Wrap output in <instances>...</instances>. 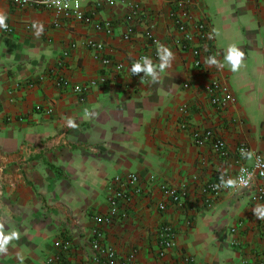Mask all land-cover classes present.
<instances>
[{
	"label": "crops",
	"instance_id": "crops-1",
	"mask_svg": "<svg viewBox=\"0 0 264 264\" xmlns=\"http://www.w3.org/2000/svg\"><path fill=\"white\" fill-rule=\"evenodd\" d=\"M88 1L87 10L95 12L97 21L113 22L111 34L57 18L50 10L0 1L12 28L0 29V222L6 232L20 233L0 255V264H19L18 255L23 264H47L55 240L62 237L72 240L69 263L90 258L92 264H108L95 260L89 248L91 214L105 212L113 177L128 172L185 184L188 195L182 207L170 205L165 211L156 206L161 199L156 188L133 199L127 217L105 227L119 255L116 264H186L184 254L202 264H243L245 258L247 264H261L264 220H257L252 208L264 202L227 191L206 206L195 193L219 173L235 175L242 141L264 154V0H193V16L207 14L219 33L215 47L220 59L229 45L245 53L238 72L205 62L203 70H195L188 52L171 49L175 60L155 84L142 73L122 82L110 76L105 85L91 88L84 101L47 78L29 87V79L57 67L72 41L78 46L63 72L75 82L108 73L84 46L87 38L103 41L108 56L131 66L148 49L139 35L132 42L122 37L133 3H141L142 22L160 37L171 24L167 0H116L99 10L91 4L97 0ZM56 20L62 25L54 26ZM33 22L44 26L39 38L33 35ZM216 77L238 97L228 111L216 109L203 92V85ZM188 78L190 87L184 88ZM184 104L190 108L187 128L179 125L178 108ZM37 106L54 111L38 112ZM84 109L95 115L85 116ZM68 119L78 127H67ZM205 128L226 141L228 157L221 158L210 144H195L192 130ZM165 223L175 228L177 247L160 258L158 232Z\"/></svg>",
	"mask_w": 264,
	"mask_h": 264
},
{
	"label": "built area",
	"instance_id": "built-area-1",
	"mask_svg": "<svg viewBox=\"0 0 264 264\" xmlns=\"http://www.w3.org/2000/svg\"><path fill=\"white\" fill-rule=\"evenodd\" d=\"M17 7H33L50 10L58 17L66 20H75L85 25H94L98 31L105 30L107 33L113 32L112 21H97L95 12L87 10L90 4L88 0H0ZM170 8L169 17L171 24L164 38L157 35L153 26L146 25L142 22L145 15L141 3L136 2L130 5L126 15V28L123 32V40L132 42L138 35L147 42L148 49L137 55L134 61L143 56H148L157 61L156 48L157 43L164 44L170 49L181 52H188L191 56V65L195 70L204 69V54L216 55L219 59V53L216 51V37L209 39V33L214 29L207 14L200 18L193 16V0H167ZM96 10L103 8L104 5L113 6L116 0H97L91 3ZM141 24V30L139 25ZM60 20L54 21V26H60ZM11 32L10 25L4 29ZM78 46L76 41L70 42L63 50V58L58 62L57 67L49 68L39 74L37 78L29 79L27 85L34 87L38 82L50 79L57 88L71 89L81 101L85 100L86 94L93 87L105 85L112 80L123 81L134 79L139 75H131L126 61L115 60L107 55L105 43L94 38H87L84 46L91 50L96 60L108 72L98 78L86 82H75L63 72L65 60L70 56L72 50ZM133 61V62H134ZM190 87V79L184 83V88ZM203 92L210 103L220 111L230 110L238 102V97L232 90L228 82L221 78H214L203 85ZM36 111L51 114L54 110L51 106L43 108L37 106ZM181 119L179 125L183 128L188 127V117L190 108L184 104L179 106ZM192 137L196 145L204 146L210 144L213 151L221 158L229 156V149L226 141L213 128L193 129ZM248 149L254 153L250 162L245 161L240 155V150ZM239 158L235 175L228 172L219 173L216 178L204 182L199 192L195 195L203 201L204 205H214L225 192L232 191L237 195L247 196L249 201L254 203L264 202V154L253 151L251 147L242 141L237 148ZM224 174L226 178H235L239 187L217 189L214 185L219 183V177ZM244 181H247L246 186ZM156 188L161 193V199L157 201V208L165 211L169 206L182 207L188 195V188L185 184H172L169 181L161 180L155 174L143 177L136 172L126 174H117L113 177L109 186V195L107 197V208L105 212H95L91 214L93 226L89 238V248L97 261H104L108 264H116L119 260L118 252L113 244L107 241L106 225L112 224L118 220L127 217L128 204L137 196L144 195L150 189ZM236 232L235 227L232 228ZM159 242L157 255L160 258L167 256L170 250L177 247V232L170 223H165L159 228ZM56 251L46 259L47 264H92L90 258L82 261L69 263L66 261V253L73 251L72 240L67 237L58 238L54 242ZM186 264H202L190 254L182 256ZM247 259L243 264H247ZM122 264H126L122 262ZM261 264H264V254L261 256Z\"/></svg>",
	"mask_w": 264,
	"mask_h": 264
},
{
	"label": "clouds",
	"instance_id": "clouds-1",
	"mask_svg": "<svg viewBox=\"0 0 264 264\" xmlns=\"http://www.w3.org/2000/svg\"><path fill=\"white\" fill-rule=\"evenodd\" d=\"M24 2L26 3L27 0H24ZM7 19L6 13L0 12V29L7 28ZM32 28L35 37L39 38L43 34V24L33 22ZM208 35L209 39H213L218 36L219 33L213 29ZM156 56L157 61L155 63L153 59L148 56H143L134 61L129 68L131 75H140L142 73L144 77L149 78L151 83H158L160 75L172 66L173 61L175 60V53L166 45L157 43ZM244 57L245 53L239 47L229 45L223 54L222 60L216 55H209L204 58V62L208 67H215L217 70H223L227 65L232 72H238L242 67ZM84 113L87 117H93L95 115V113L89 109H84ZM66 126L73 129L78 127L72 119L66 121ZM240 155L245 159L251 160L254 153L248 149L242 148L240 150ZM243 183L246 186L247 181H244ZM214 187L217 189H231L239 187V184L237 179L231 177L226 178L224 174H221L219 177V183L214 185ZM252 212L257 220H264V204H257L252 208ZM19 239V232H6L4 224L0 222V255H6L12 242ZM17 259L19 264H23L24 257L22 255H18Z\"/></svg>",
	"mask_w": 264,
	"mask_h": 264
}]
</instances>
